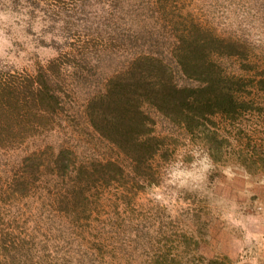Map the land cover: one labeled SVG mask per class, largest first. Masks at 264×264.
<instances>
[{
	"label": "rangeland",
	"instance_id": "obj_1",
	"mask_svg": "<svg viewBox=\"0 0 264 264\" xmlns=\"http://www.w3.org/2000/svg\"><path fill=\"white\" fill-rule=\"evenodd\" d=\"M30 1L0 0V74L21 81L59 51L77 59V67L63 69L66 109L51 124L54 128L0 148V212L12 219L9 227L16 234L31 240L36 259L44 264H154L172 256L203 264V257H228L230 264H264V173L238 174L227 167L242 157L218 162L208 157L204 169L205 155L189 141L173 163L160 164L159 184L139 188L96 177L78 206L68 205L74 182L56 162L60 149L74 160L71 169L114 156L89 126L84 109L110 70L144 47L167 54L177 36L208 32L241 39L250 47L248 58L223 63L229 71L246 69L252 83V76L264 73V0ZM51 14L57 21L63 14L66 23L51 21ZM85 58L88 62L80 64ZM252 100L240 123L247 129L244 141L255 148L238 151L260 161L264 91L256 89ZM187 151L194 155L190 162H185ZM178 163L194 173L183 184L170 175ZM14 179L28 181L27 187L21 184L9 193L11 183L18 187Z\"/></svg>",
	"mask_w": 264,
	"mask_h": 264
},
{
	"label": "trees",
	"instance_id": "obj_2",
	"mask_svg": "<svg viewBox=\"0 0 264 264\" xmlns=\"http://www.w3.org/2000/svg\"><path fill=\"white\" fill-rule=\"evenodd\" d=\"M61 16L57 21L51 14L50 20L66 23L67 17ZM173 40L169 44L172 51L167 54L145 51V47L140 53L131 54L123 65L110 70L105 81L93 91L84 115L114 156L71 169L74 160L67 149H60L56 162L74 182L68 189L69 206L85 202L96 177L109 184L126 180L139 188L159 184L163 173L160 164L173 163L180 147L189 141L196 142V152L216 162L242 157L238 163L227 166L238 174L264 173V159L249 161L238 151L242 146L249 151L255 148L251 141H244L242 133L247 129L240 119L255 103L254 91H264V73L252 76L249 83L246 69L229 71L223 63L236 56L248 58L247 41L216 37L210 32L205 37L181 35ZM84 60L88 62L85 58L80 64ZM76 61L59 51L47 64H41L36 74L21 81L13 75L0 74V148H9L54 128H50L51 124L66 109L61 83L63 69ZM193 157L187 151L185 162ZM13 181L18 187L11 183L9 193L15 194L21 184L28 185V181ZM11 220L0 212V264H44L36 259L31 240L9 227ZM202 260L203 264H230L228 257ZM154 264L186 263L162 256Z\"/></svg>",
	"mask_w": 264,
	"mask_h": 264
},
{
	"label": "clouds",
	"instance_id": "obj_3",
	"mask_svg": "<svg viewBox=\"0 0 264 264\" xmlns=\"http://www.w3.org/2000/svg\"><path fill=\"white\" fill-rule=\"evenodd\" d=\"M3 13H0V19L3 18ZM208 156L205 155L203 160L200 161V163L203 165L204 169H207V167H209L208 164ZM195 165H193L194 167ZM171 177L172 178H178L182 180V184L186 179H191L194 177V173L190 170H186L181 164H176L174 167V170L171 172Z\"/></svg>",
	"mask_w": 264,
	"mask_h": 264
}]
</instances>
